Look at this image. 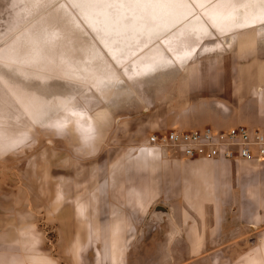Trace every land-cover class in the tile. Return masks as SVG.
Wrapping results in <instances>:
<instances>
[{"label": "rangeland", "instance_id": "rangeland-1", "mask_svg": "<svg viewBox=\"0 0 264 264\" xmlns=\"http://www.w3.org/2000/svg\"><path fill=\"white\" fill-rule=\"evenodd\" d=\"M261 22L264 0H0V236L56 264H98L110 238L149 246L153 210L124 206L140 183L124 174L130 156L177 131L164 122L184 109L200 124L229 108L224 129L243 125L239 99L183 85L246 62L237 53L264 47ZM114 47L127 56L117 68L101 50Z\"/></svg>", "mask_w": 264, "mask_h": 264}, {"label": "crops", "instance_id": "crops-1", "mask_svg": "<svg viewBox=\"0 0 264 264\" xmlns=\"http://www.w3.org/2000/svg\"><path fill=\"white\" fill-rule=\"evenodd\" d=\"M242 30L246 29H239ZM218 48L222 47L215 50ZM198 49L192 47L187 51L188 60L194 59ZM101 50L109 65L116 68L121 60H127V56L118 55L119 48L110 49L111 56ZM241 54L237 53L238 59L246 62L240 65L237 61L235 68L225 69L227 73H235L229 81L224 71L216 83L201 75H190L183 86L188 89L189 85L194 95L200 91L208 97H236L241 106L236 119L244 127L264 131V47H252V51ZM168 63L177 64L174 59L173 63L165 62ZM227 112L224 120L212 119L199 124L184 109L176 113L173 121L165 119L164 125L177 129L176 132H195L211 128L206 126L212 124L214 129L223 131L226 130L223 123L231 120L233 114L229 108ZM232 168L237 169L235 173L231 172ZM124 174L127 179L140 182L139 186L124 192L127 197L124 206L147 215L153 210V217L157 209L165 213L152 220L157 222L159 230L149 239V246L144 248L143 236L120 241L124 245L118 248L110 238L98 255V264H133L132 260L134 264H199L207 259L210 264H264V160H191L148 142L136 155L130 156ZM117 222L134 228L120 220ZM18 238L16 241L0 236V264H56L52 258L35 251L27 261L19 257L22 237ZM244 243L251 246L237 256L230 254L231 248Z\"/></svg>", "mask_w": 264, "mask_h": 264}, {"label": "built area", "instance_id": "built-area-1", "mask_svg": "<svg viewBox=\"0 0 264 264\" xmlns=\"http://www.w3.org/2000/svg\"><path fill=\"white\" fill-rule=\"evenodd\" d=\"M150 144L191 160H264V131L244 126L228 131L211 128L195 132L174 131L165 137H152Z\"/></svg>", "mask_w": 264, "mask_h": 264}, {"label": "water", "instance_id": "water-1", "mask_svg": "<svg viewBox=\"0 0 264 264\" xmlns=\"http://www.w3.org/2000/svg\"><path fill=\"white\" fill-rule=\"evenodd\" d=\"M165 212L163 211V210H161V209H157L156 210V213H155V216L159 219L160 218V216L162 215V214H164Z\"/></svg>", "mask_w": 264, "mask_h": 264}, {"label": "bare ground", "instance_id": "bare-ground-1", "mask_svg": "<svg viewBox=\"0 0 264 264\" xmlns=\"http://www.w3.org/2000/svg\"><path fill=\"white\" fill-rule=\"evenodd\" d=\"M251 20H252V19H251ZM259 24L261 25V24H264V23L261 22V23H259ZM259 24H256V25H259ZM253 26H255V25H253ZM248 27H252V26H248ZM54 90H56V89H54ZM56 91H57V90H56ZM49 93H50V92H49ZM50 95H51V94H50ZM9 130H10V129H9ZM152 146H153V145H152ZM153 147H154V146H153ZM1 148H2V147H1ZM1 151H2V150H1Z\"/></svg>", "mask_w": 264, "mask_h": 264}]
</instances>
